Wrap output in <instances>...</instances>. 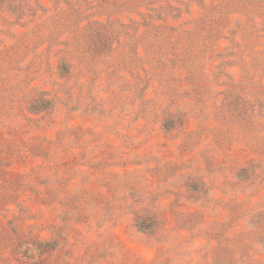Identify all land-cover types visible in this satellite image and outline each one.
<instances>
[{"label": "rangeland", "instance_id": "obj_1", "mask_svg": "<svg viewBox=\"0 0 264 264\" xmlns=\"http://www.w3.org/2000/svg\"><path fill=\"white\" fill-rule=\"evenodd\" d=\"M0 264H264V0H0Z\"/></svg>", "mask_w": 264, "mask_h": 264}, {"label": "trees", "instance_id": "obj_2", "mask_svg": "<svg viewBox=\"0 0 264 264\" xmlns=\"http://www.w3.org/2000/svg\"><path fill=\"white\" fill-rule=\"evenodd\" d=\"M100 37H104L105 39V35H100ZM104 41V40H103ZM60 71H62L63 73H67V70L65 69V65H61L59 66ZM51 105L50 101L47 100H43V99H36L34 101L31 102L30 104V111L32 113H40L43 112L47 109H49ZM167 128V127H166ZM148 219H142L139 218L137 220V227L141 230L144 231L143 229L145 228L146 225H148ZM153 223V222H152ZM24 243V242H21ZM25 243L29 244L26 248L27 252L32 253L34 256L42 258L46 253L52 252L55 250V244L52 242H46V241H37V240H33V239H27V241H25Z\"/></svg>", "mask_w": 264, "mask_h": 264}]
</instances>
